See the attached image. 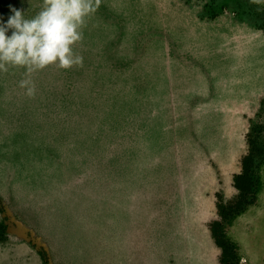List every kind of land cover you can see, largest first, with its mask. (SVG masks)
<instances>
[{
    "label": "rangeland",
    "instance_id": "374dc122",
    "mask_svg": "<svg viewBox=\"0 0 264 264\" xmlns=\"http://www.w3.org/2000/svg\"><path fill=\"white\" fill-rule=\"evenodd\" d=\"M75 50L83 67L34 73V98L25 69L0 72V264H221L218 195L264 127V0H102ZM260 175L225 225L241 264H264Z\"/></svg>",
    "mask_w": 264,
    "mask_h": 264
},
{
    "label": "clouds",
    "instance_id": "9594fccd",
    "mask_svg": "<svg viewBox=\"0 0 264 264\" xmlns=\"http://www.w3.org/2000/svg\"><path fill=\"white\" fill-rule=\"evenodd\" d=\"M101 2L43 0L41 10L31 17L10 6L7 20L0 18V72L25 69L19 87L34 98V73L52 65L63 70L83 67V56L75 50L76 45L82 42L87 19L97 12Z\"/></svg>",
    "mask_w": 264,
    "mask_h": 264
},
{
    "label": "trees",
    "instance_id": "16d2710c",
    "mask_svg": "<svg viewBox=\"0 0 264 264\" xmlns=\"http://www.w3.org/2000/svg\"><path fill=\"white\" fill-rule=\"evenodd\" d=\"M263 133L262 124L253 125L248 133L249 151L242 158L241 172L233 176L234 186L238 190L237 196L232 200L225 201L222 195H218L219 219L212 221L209 227L216 244L222 249L221 264H241L240 247L228 235L225 225L232 224V221L241 215L248 206L254 204L257 199L262 185L260 171L264 163ZM0 211L3 212L1 205ZM0 227L5 228L6 226L4 223H0ZM38 253L42 259V264H50L46 250L38 248Z\"/></svg>",
    "mask_w": 264,
    "mask_h": 264
},
{
    "label": "bare ground",
    "instance_id": "6f19581e",
    "mask_svg": "<svg viewBox=\"0 0 264 264\" xmlns=\"http://www.w3.org/2000/svg\"><path fill=\"white\" fill-rule=\"evenodd\" d=\"M168 49V48H167ZM197 201H198V203H199V205L201 206V203H202V200L200 199V198H198L197 199ZM200 201H201V203H200ZM202 213H203V211H202ZM196 221H197V219H196ZM206 237V236H205ZM203 243H208V241H204L203 240ZM201 244V243H200ZM202 246V245H201ZM210 247V246H209ZM184 248V247H183Z\"/></svg>",
    "mask_w": 264,
    "mask_h": 264
},
{
    "label": "crops",
    "instance_id": "0c3cea01",
    "mask_svg": "<svg viewBox=\"0 0 264 264\" xmlns=\"http://www.w3.org/2000/svg\"><path fill=\"white\" fill-rule=\"evenodd\" d=\"M133 228H135V227H133ZM135 230L133 229V232H134ZM133 243H135V241H133Z\"/></svg>",
    "mask_w": 264,
    "mask_h": 264
}]
</instances>
